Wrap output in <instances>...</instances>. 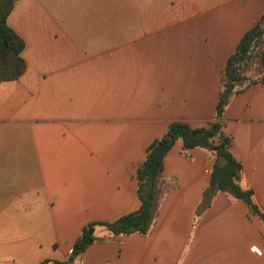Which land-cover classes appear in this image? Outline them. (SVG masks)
<instances>
[{"label":"crops","instance_id":"1","mask_svg":"<svg viewBox=\"0 0 264 264\" xmlns=\"http://www.w3.org/2000/svg\"><path fill=\"white\" fill-rule=\"evenodd\" d=\"M264 0H18L26 69L0 82V264L65 262L89 223L139 210L149 147L216 118L222 75ZM240 187L264 213V83L223 115ZM216 155L177 142L146 235L98 240L73 264H264V222L218 192ZM52 264V263H51Z\"/></svg>","mask_w":264,"mask_h":264},{"label":"trees","instance_id":"2","mask_svg":"<svg viewBox=\"0 0 264 264\" xmlns=\"http://www.w3.org/2000/svg\"><path fill=\"white\" fill-rule=\"evenodd\" d=\"M18 0H0V82L18 79L26 69L22 57L24 41L8 26V17ZM264 37V16L248 30L239 42L235 52L229 57L222 75V89L216 107V118L212 123L192 127L174 122L169 125L164 136L148 149L145 161L137 171L139 210L123 215L113 222L89 223L82 230L65 262L44 260L40 264H73L84 251L98 240L96 228L103 227L113 236L140 233L146 235L154 223L160 196L164 187V160L177 142L185 149H205L216 155L211 171L210 186L205 193L204 208L218 192H223L244 202L250 213L264 222V213L254 201L253 191L240 187L242 165L234 157L232 137L224 132L223 115L231 99L250 87L264 83V49L256 53L255 48ZM258 73L261 78L251 79L248 73ZM259 78V77H258Z\"/></svg>","mask_w":264,"mask_h":264},{"label":"rangeland","instance_id":"3","mask_svg":"<svg viewBox=\"0 0 264 264\" xmlns=\"http://www.w3.org/2000/svg\"><path fill=\"white\" fill-rule=\"evenodd\" d=\"M262 49H264V37H263V39L258 43V45H257V47L255 48V52L256 53H258V52H260V50H262ZM248 76H250L251 77V79L253 80V79H255V80H257V79H259V81H260V78H261V76L258 74V73H254V72H252V73H248ZM259 77V78H258ZM258 83H260V82H258ZM166 188H167V183H166V181L164 182V187H163V190H162V193L166 190ZM105 229V228H104ZM106 230V229H105ZM107 231V230H106Z\"/></svg>","mask_w":264,"mask_h":264}]
</instances>
